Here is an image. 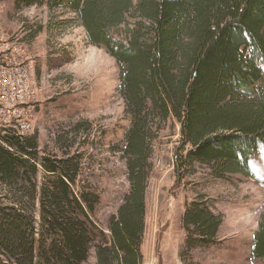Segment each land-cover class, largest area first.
Listing matches in <instances>:
<instances>
[{
    "label": "trees",
    "instance_id": "1",
    "mask_svg": "<svg viewBox=\"0 0 264 264\" xmlns=\"http://www.w3.org/2000/svg\"><path fill=\"white\" fill-rule=\"evenodd\" d=\"M11 1L14 10L69 11L85 42L114 60L128 119L118 148L127 188L102 227L88 164L69 152L75 137L67 136L87 132V123L52 147L35 133L0 131V264H143L161 130H178L175 188L200 172L264 189V0ZM221 223L202 196L186 202L181 259L219 246ZM242 264H264V200Z\"/></svg>",
    "mask_w": 264,
    "mask_h": 264
},
{
    "label": "rangeland",
    "instance_id": "2",
    "mask_svg": "<svg viewBox=\"0 0 264 264\" xmlns=\"http://www.w3.org/2000/svg\"><path fill=\"white\" fill-rule=\"evenodd\" d=\"M0 30L13 35L24 51L23 58L32 61L36 92L28 104L32 121L29 133L38 136L39 144L52 147L58 135L75 124L89 125L87 132L67 136L69 140L75 137L69 152L81 153L88 164L84 175L101 198L96 216L103 227L127 188L118 148L128 119L116 89L114 60L85 42L82 27L69 11L51 12L45 5L14 10L11 0H1ZM177 139V129L158 133L145 195L144 255L153 257L154 264H242L250 255L264 189L244 179L213 180L200 172L175 188L172 154ZM53 151L61 153L55 147ZM199 196L222 218L221 242L193 250L192 258L182 260L180 217L184 204Z\"/></svg>",
    "mask_w": 264,
    "mask_h": 264
},
{
    "label": "built area",
    "instance_id": "3",
    "mask_svg": "<svg viewBox=\"0 0 264 264\" xmlns=\"http://www.w3.org/2000/svg\"><path fill=\"white\" fill-rule=\"evenodd\" d=\"M15 37L0 30V131L25 135L32 128L29 102L35 97L32 61Z\"/></svg>",
    "mask_w": 264,
    "mask_h": 264
},
{
    "label": "crops",
    "instance_id": "4",
    "mask_svg": "<svg viewBox=\"0 0 264 264\" xmlns=\"http://www.w3.org/2000/svg\"><path fill=\"white\" fill-rule=\"evenodd\" d=\"M143 264H154V258L153 257L152 258H149V255H147V256L144 255V257H143Z\"/></svg>",
    "mask_w": 264,
    "mask_h": 264
}]
</instances>
